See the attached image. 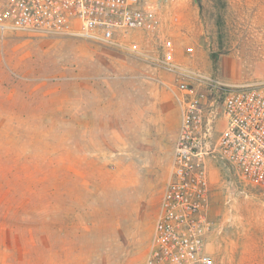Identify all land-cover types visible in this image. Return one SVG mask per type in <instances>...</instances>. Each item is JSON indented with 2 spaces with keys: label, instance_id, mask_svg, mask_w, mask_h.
Returning a JSON list of instances; mask_svg holds the SVG:
<instances>
[{
  "label": "rangeland",
  "instance_id": "374dc122",
  "mask_svg": "<svg viewBox=\"0 0 264 264\" xmlns=\"http://www.w3.org/2000/svg\"><path fill=\"white\" fill-rule=\"evenodd\" d=\"M143 6L154 26L112 45L0 33V264H145L181 124L167 48L264 83V0ZM210 183L215 264H264V192L219 160Z\"/></svg>",
  "mask_w": 264,
  "mask_h": 264
},
{
  "label": "built area",
  "instance_id": "2783aa9c",
  "mask_svg": "<svg viewBox=\"0 0 264 264\" xmlns=\"http://www.w3.org/2000/svg\"><path fill=\"white\" fill-rule=\"evenodd\" d=\"M144 0H0V33L68 36L117 44L155 24ZM139 51L138 44L131 47ZM174 76L168 87L181 124L145 264H215L211 230V163L222 161L264 192V83L228 86L178 63L167 48L158 60Z\"/></svg>",
  "mask_w": 264,
  "mask_h": 264
}]
</instances>
